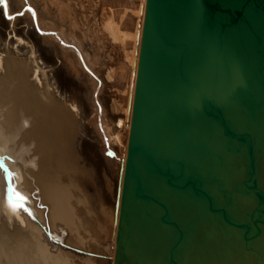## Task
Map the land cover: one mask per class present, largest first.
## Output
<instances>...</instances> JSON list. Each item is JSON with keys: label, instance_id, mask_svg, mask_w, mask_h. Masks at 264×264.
Wrapping results in <instances>:
<instances>
[{"label": "bare ground", "instance_id": "1", "mask_svg": "<svg viewBox=\"0 0 264 264\" xmlns=\"http://www.w3.org/2000/svg\"><path fill=\"white\" fill-rule=\"evenodd\" d=\"M146 6L147 0H8L4 13L10 22L17 7L32 21L19 39L41 56L42 83L28 86L21 81L0 100V146L26 159L28 170L64 220L70 218L69 189L48 174L53 153L75 182L76 172L88 161L100 168L120 163L117 172L120 177L123 167L125 200L137 205L134 226L143 230L140 246L161 245L169 232L175 234L166 264L185 263L180 259L185 249L181 241L188 240L185 214L198 217L190 233L193 248L211 247L214 238L226 236L231 228L258 248L264 223L254 230L237 217L253 215L254 208L264 211V29L258 33L260 41L254 35L258 20L250 27L217 23L213 35L205 38L200 32L186 65L198 84L187 85L178 74H164V82L153 89L140 65ZM13 68L23 73L20 66ZM117 97L134 115L131 133L126 131L127 121L117 131L119 123L109 118L113 105L108 112L100 107ZM39 99L45 107L41 115L34 106ZM131 139L152 150L130 152ZM130 169L134 180L125 177ZM22 172L17 168L15 178L19 191L26 194ZM207 220L212 225L203 240L198 228ZM113 232L122 246L118 230ZM97 261L105 263L102 258Z\"/></svg>", "mask_w": 264, "mask_h": 264}, {"label": "rangeland", "instance_id": "2", "mask_svg": "<svg viewBox=\"0 0 264 264\" xmlns=\"http://www.w3.org/2000/svg\"><path fill=\"white\" fill-rule=\"evenodd\" d=\"M20 12V9L17 7L14 13L16 17L12 23L8 20L4 10H2L0 6V100L7 92L17 89L21 81L27 83L28 86H32L33 83H38V85L42 83L41 56L36 49L31 48L27 50V45L20 42L21 35L29 30L27 22L31 21L24 18L23 15H20ZM5 21H9L6 26L3 23ZM21 45L23 48H21ZM116 52L117 50L113 49V53ZM14 64L23 69L22 74L18 75L17 70L13 68ZM123 101L124 100L121 97H117L112 101H103L101 103L102 105L100 104V107L104 106L107 108H104L105 111L108 112L110 106L113 105L111 106L112 113L109 118L113 121L116 120L115 122H117V124L119 123L117 131L121 129V126H123L122 128H125L124 125L131 123L130 125H127L128 127L126 126V131L128 130V132L131 133L133 123L132 118L134 115L133 113L130 114L132 112L130 109L125 108ZM34 106L36 107L38 114L41 115L44 113L45 107L42 105L41 99L36 101ZM114 107L116 110H114ZM115 117L116 119H114ZM90 118L91 115L88 116L87 120ZM121 119L123 121H121ZM129 120L132 121L130 122ZM111 127V130H115L114 125ZM126 131L124 129L122 132L125 133ZM100 143L101 142H97L98 148H102ZM0 157L3 158L0 160V165H3V167H0V264H35V262L36 264H99L97 261L98 258L104 259V264H166V261L170 258L171 248L174 242L173 237L175 235L172 232L168 233V236L163 240L161 245H154L153 247L145 249L140 246V239L141 236H143V230H141L142 227L137 228L134 226V212L137 205L127 203L125 200V180L123 182L121 181L119 207L116 214L115 206L119 180V173L117 170H120V163L116 162L100 168L95 162L88 161V165L86 164L85 167H81L78 170L79 172H76L79 174V182H75L68 175V172L65 169H62L58 161L59 159H57L56 154L53 153L51 164L47 167L48 174L69 189L68 200L70 205V218L64 220L59 216L57 206L50 198V195L43 184L28 170L25 158L11 155L2 146H0ZM127 161L131 165L130 161ZM117 166L119 168H117ZM130 167L132 168V166ZM17 168L24 171L22 173L24 177H26L25 179L28 183L26 194L29 196V207L31 208L32 215H28L25 212H20L18 214L13 213L9 208L7 209L4 203L8 184V180L5 178V169L12 172L9 179H11L12 183L19 191L15 178V171ZM130 172L131 169L125 177L134 180L130 176ZM27 178L30 179L28 180ZM136 189L137 187H135V191H133V196H136ZM254 206L255 204L251 208ZM260 211L262 212L263 210ZM261 212H258L257 209L255 211L254 208V216L243 215L236 219L241 221L243 218L242 221L246 222L247 226L251 225L253 229L256 230L257 228L254 226V222H256L257 219H259L256 222L258 228L259 224L263 225L264 223V211ZM185 215L183 224L187 229L184 230V233L187 234L185 236L188 240L184 239V242L181 241L183 247L185 245V249L182 252L183 257L180 258H184V264H264L263 232H261V236H259L258 245H255L258 246L259 250L251 244H246L244 237H239L240 232H234L232 228L231 231H226V236L224 235L225 238L224 236L219 237V240L214 238V241H212L213 245L211 246L212 249L210 246L193 248L190 241V233L192 230H195L198 217H196L195 214ZM140 216L144 219L146 211L142 210ZM95 217L97 218L94 219ZM211 223L210 220H207L198 228L203 240L206 235L205 232H207L212 225ZM111 230H118L119 235L123 238L124 244L122 246L121 244H117L118 239L116 242L114 236L115 233H112ZM220 244L223 246L221 247ZM212 258H216L217 262H212L210 260Z\"/></svg>", "mask_w": 264, "mask_h": 264}, {"label": "water", "instance_id": "3", "mask_svg": "<svg viewBox=\"0 0 264 264\" xmlns=\"http://www.w3.org/2000/svg\"><path fill=\"white\" fill-rule=\"evenodd\" d=\"M255 20H258V32L254 35L260 41L258 33L264 29V0H147L140 49L144 79L153 82L150 84L153 89L164 82V74H178L187 85H197L198 82L186 70L187 62L192 59V47H198L194 37L202 31L205 32L203 38L212 36L217 23L223 27L240 23L250 27L251 21ZM146 150L152 149L146 147L143 141L130 140V152ZM122 170L123 167L119 177L116 214ZM255 227L258 229L256 223Z\"/></svg>", "mask_w": 264, "mask_h": 264}, {"label": "snow or ice", "instance_id": "4", "mask_svg": "<svg viewBox=\"0 0 264 264\" xmlns=\"http://www.w3.org/2000/svg\"><path fill=\"white\" fill-rule=\"evenodd\" d=\"M0 4H3L5 13L7 14L8 11V0H0ZM29 11H32L29 9ZM20 15H23V13H20ZM33 15L34 12H33ZM14 17L9 16V19H13ZM3 158L0 157V160ZM0 167H3V165H0ZM11 173L5 169V178L8 180L7 189H6V196L4 198V203L7 208H9L13 213H20L25 212L28 215H32L31 208L29 207V196L21 191H18L16 186L12 183L11 179Z\"/></svg>", "mask_w": 264, "mask_h": 264}]
</instances>
